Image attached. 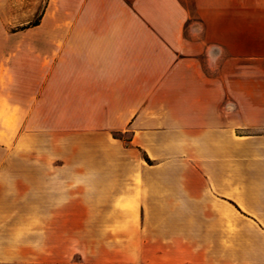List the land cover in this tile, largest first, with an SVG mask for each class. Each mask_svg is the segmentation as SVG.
<instances>
[{
    "label": "crops",
    "instance_id": "obj_1",
    "mask_svg": "<svg viewBox=\"0 0 264 264\" xmlns=\"http://www.w3.org/2000/svg\"><path fill=\"white\" fill-rule=\"evenodd\" d=\"M9 36L0 264H264V0H47Z\"/></svg>",
    "mask_w": 264,
    "mask_h": 264
},
{
    "label": "rangeland",
    "instance_id": "obj_2",
    "mask_svg": "<svg viewBox=\"0 0 264 264\" xmlns=\"http://www.w3.org/2000/svg\"><path fill=\"white\" fill-rule=\"evenodd\" d=\"M46 3L47 0L3 1L0 4V46L16 44L17 38H14V43H8L9 37H12L9 35L35 21L43 12ZM243 61L253 62L257 59H244ZM1 78L0 75V80Z\"/></svg>",
    "mask_w": 264,
    "mask_h": 264
},
{
    "label": "trees",
    "instance_id": "obj_3",
    "mask_svg": "<svg viewBox=\"0 0 264 264\" xmlns=\"http://www.w3.org/2000/svg\"><path fill=\"white\" fill-rule=\"evenodd\" d=\"M39 20H40V16L35 21H33L32 23L28 24L27 26L22 27L20 30L28 29V28H31V27H34V26L38 25ZM113 137L121 139L120 135H117V134L113 135ZM124 141L127 144L129 142V139H124Z\"/></svg>",
    "mask_w": 264,
    "mask_h": 264
}]
</instances>
